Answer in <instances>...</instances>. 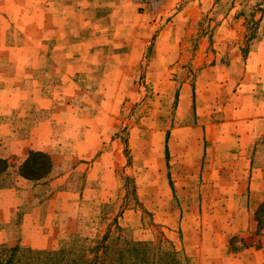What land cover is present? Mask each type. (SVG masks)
Wrapping results in <instances>:
<instances>
[{
  "label": "rangeland",
  "instance_id": "1",
  "mask_svg": "<svg viewBox=\"0 0 264 264\" xmlns=\"http://www.w3.org/2000/svg\"><path fill=\"white\" fill-rule=\"evenodd\" d=\"M263 203L264 0H0V264H264Z\"/></svg>",
  "mask_w": 264,
  "mask_h": 264
},
{
  "label": "trees",
  "instance_id": "2",
  "mask_svg": "<svg viewBox=\"0 0 264 264\" xmlns=\"http://www.w3.org/2000/svg\"><path fill=\"white\" fill-rule=\"evenodd\" d=\"M25 177L29 178L26 175ZM263 205L264 203L259 210ZM107 237L108 235L103 236L90 250L80 251L87 264H95L96 262L98 264H171L174 262L173 252L159 250L161 248L147 242L123 241V244H111ZM130 250L136 252L137 255L134 258V254ZM154 250L156 251L154 252ZM89 253H92V258L87 256ZM164 254H166V258L163 257Z\"/></svg>",
  "mask_w": 264,
  "mask_h": 264
}]
</instances>
